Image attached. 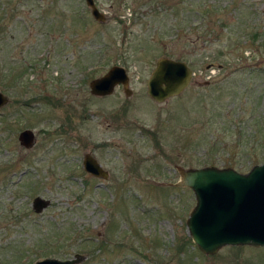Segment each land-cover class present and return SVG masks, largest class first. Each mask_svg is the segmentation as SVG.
<instances>
[{
    "label": "rangeland",
    "instance_id": "1",
    "mask_svg": "<svg viewBox=\"0 0 264 264\" xmlns=\"http://www.w3.org/2000/svg\"><path fill=\"white\" fill-rule=\"evenodd\" d=\"M94 2L105 20L84 0H0V264H264V245L200 251L193 192L175 184L176 167L264 159V0ZM158 56L194 73L160 102L145 85ZM111 64L130 94L90 93ZM86 151L106 178L83 169ZM17 205L27 214L10 218Z\"/></svg>",
    "mask_w": 264,
    "mask_h": 264
},
{
    "label": "water",
    "instance_id": "2",
    "mask_svg": "<svg viewBox=\"0 0 264 264\" xmlns=\"http://www.w3.org/2000/svg\"><path fill=\"white\" fill-rule=\"evenodd\" d=\"M97 21L105 15L94 0H84ZM191 69L184 60L158 56L146 80V93L155 101H163L179 93L189 82ZM121 85L125 95L130 94L128 74L119 64H111L102 74L88 81L90 93L105 95ZM7 96L0 91V106ZM20 145L30 147L35 134L31 128L19 130ZM84 170L93 176L106 178L108 173L88 153L82 157ZM177 185L188 186L194 195V205L189 211L185 225L187 233L198 249L213 253L225 244L264 245V159L247 171L230 166L204 165L181 169L177 167ZM38 205L41 198H35ZM84 258L75 252L71 257L45 256L32 264H74Z\"/></svg>",
    "mask_w": 264,
    "mask_h": 264
},
{
    "label": "trees",
    "instance_id": "3",
    "mask_svg": "<svg viewBox=\"0 0 264 264\" xmlns=\"http://www.w3.org/2000/svg\"><path fill=\"white\" fill-rule=\"evenodd\" d=\"M21 208H22V211H21ZM26 209H27V207H23V206L17 205L14 209H12L13 211H15V213H12V211H11L9 216H10V218L11 217L13 218L14 216H18L16 219H19L20 216H23L24 214H27L26 211H25Z\"/></svg>",
    "mask_w": 264,
    "mask_h": 264
},
{
    "label": "flooded vegetation",
    "instance_id": "4",
    "mask_svg": "<svg viewBox=\"0 0 264 264\" xmlns=\"http://www.w3.org/2000/svg\"><path fill=\"white\" fill-rule=\"evenodd\" d=\"M188 65V64H187ZM189 66V65H188ZM190 67V69H192L191 68V65L189 66ZM191 72H192V70H191ZM191 74H194L193 72L191 73ZM106 95V94H105ZM86 152H88V151H86ZM86 152H84V153H86ZM84 153L82 154V157H83V155H84ZM96 161H97V159L90 153V152H88ZM82 157H81V164H82ZM98 162V161H97ZM99 163V162H98ZM99 165L101 166V164L99 163ZM83 167V166H82ZM101 168L102 169H104L102 166H101ZM84 169V168H83ZM176 169H177V167H176ZM104 170H106V169H104ZM86 171V170H85ZM107 171V170H106ZM87 172V171H86ZM107 173H108V171H107ZM90 174V173H89ZM92 175V174H91ZM95 177H97V176H95Z\"/></svg>",
    "mask_w": 264,
    "mask_h": 264
}]
</instances>
